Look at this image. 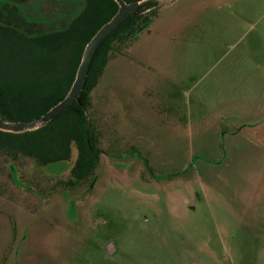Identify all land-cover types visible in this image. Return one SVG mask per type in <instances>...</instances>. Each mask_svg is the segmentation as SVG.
<instances>
[{
	"label": "rangeland",
	"instance_id": "rangeland-1",
	"mask_svg": "<svg viewBox=\"0 0 264 264\" xmlns=\"http://www.w3.org/2000/svg\"><path fill=\"white\" fill-rule=\"evenodd\" d=\"M159 2L93 92L94 184L0 159V264H264V0ZM15 7L48 30L82 6Z\"/></svg>",
	"mask_w": 264,
	"mask_h": 264
},
{
	"label": "trees",
	"instance_id": "trees-1",
	"mask_svg": "<svg viewBox=\"0 0 264 264\" xmlns=\"http://www.w3.org/2000/svg\"><path fill=\"white\" fill-rule=\"evenodd\" d=\"M33 1L0 0V119L7 122L39 119L65 99L87 44L119 9L114 0H62L82 7L61 12L53 28L34 30L33 24L18 22V16L17 22L11 19L9 10ZM124 1L143 3L101 44L78 102L38 130L0 131V159L21 156L43 167L74 160L70 179L59 182L60 186L94 184L103 153V130L90 115L93 92L109 63L127 57L139 37L151 32L161 6L159 0ZM9 169L10 178L21 182L16 165L10 164Z\"/></svg>",
	"mask_w": 264,
	"mask_h": 264
},
{
	"label": "water",
	"instance_id": "water-1",
	"mask_svg": "<svg viewBox=\"0 0 264 264\" xmlns=\"http://www.w3.org/2000/svg\"><path fill=\"white\" fill-rule=\"evenodd\" d=\"M118 6L117 14L106 23L87 44L80 66L78 68L75 81L65 99L52 108L46 115L39 119L27 122H7L0 119V131L13 134H23L40 129L49 124L59 114L78 102L86 84L92 62L101 44L112 34H114L121 25L137 12L143 2L126 3L124 0H114ZM109 254L115 252V245L110 244Z\"/></svg>",
	"mask_w": 264,
	"mask_h": 264
},
{
	"label": "flooded vegetation",
	"instance_id": "flooded-vegetation-1",
	"mask_svg": "<svg viewBox=\"0 0 264 264\" xmlns=\"http://www.w3.org/2000/svg\"><path fill=\"white\" fill-rule=\"evenodd\" d=\"M15 17H16L15 14H14L13 11L11 10L10 18H11V19H14ZM3 18H4V17H3ZM15 19H16V21L18 20L17 17H16Z\"/></svg>",
	"mask_w": 264,
	"mask_h": 264
},
{
	"label": "crops",
	"instance_id": "crops-1",
	"mask_svg": "<svg viewBox=\"0 0 264 264\" xmlns=\"http://www.w3.org/2000/svg\"><path fill=\"white\" fill-rule=\"evenodd\" d=\"M130 54V53H129ZM129 56V55H128ZM124 58V57H123ZM113 61V60H112ZM140 62V61H139ZM141 63H143V62H141Z\"/></svg>",
	"mask_w": 264,
	"mask_h": 264
}]
</instances>
